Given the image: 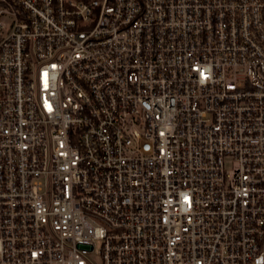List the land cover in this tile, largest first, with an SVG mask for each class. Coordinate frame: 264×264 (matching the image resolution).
Masks as SVG:
<instances>
[{"label":"built area","instance_id":"built-area-1","mask_svg":"<svg viewBox=\"0 0 264 264\" xmlns=\"http://www.w3.org/2000/svg\"><path fill=\"white\" fill-rule=\"evenodd\" d=\"M264 264V0H0V264Z\"/></svg>","mask_w":264,"mask_h":264},{"label":"rangeland","instance_id":"rangeland-1","mask_svg":"<svg viewBox=\"0 0 264 264\" xmlns=\"http://www.w3.org/2000/svg\"><path fill=\"white\" fill-rule=\"evenodd\" d=\"M100 243L97 244L96 251L94 254L91 255V259L94 261L95 264H101V258H100Z\"/></svg>","mask_w":264,"mask_h":264}]
</instances>
